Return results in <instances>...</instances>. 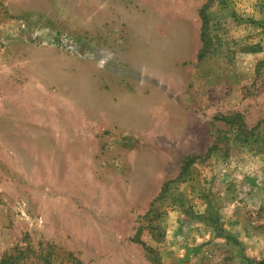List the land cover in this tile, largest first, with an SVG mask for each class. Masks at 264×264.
<instances>
[{"label": "rangeland", "instance_id": "1", "mask_svg": "<svg viewBox=\"0 0 264 264\" xmlns=\"http://www.w3.org/2000/svg\"><path fill=\"white\" fill-rule=\"evenodd\" d=\"M0 264H264V0H0Z\"/></svg>", "mask_w": 264, "mask_h": 264}, {"label": "trees", "instance_id": "2", "mask_svg": "<svg viewBox=\"0 0 264 264\" xmlns=\"http://www.w3.org/2000/svg\"><path fill=\"white\" fill-rule=\"evenodd\" d=\"M208 6H209V3L206 6H204V9H201V11H200L201 17L203 19V25H202L203 33H202V38L204 40V46H203V48L201 49V51H200V53L198 55V58L199 59H203L206 56V52H207V43H206L207 42L206 41L207 28L206 27H207L208 20H207V14H206V10L205 9ZM222 118H224V119H226L228 121L233 120L235 122H240V115H235V116L230 117V118H228V117H222ZM195 161H196V158L195 157L188 158L184 162V165L182 166V172L180 173V175L178 176V178L177 179H174V180H172L170 182H168L167 184L173 183V182H178V181H180V179H183L184 178L183 176H184L185 172L187 171L188 167L191 164H193Z\"/></svg>", "mask_w": 264, "mask_h": 264}]
</instances>
